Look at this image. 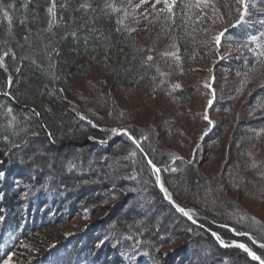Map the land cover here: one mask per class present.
<instances>
[{
  "label": "trees",
  "instance_id": "1",
  "mask_svg": "<svg viewBox=\"0 0 264 264\" xmlns=\"http://www.w3.org/2000/svg\"><path fill=\"white\" fill-rule=\"evenodd\" d=\"M196 2L197 0H176L171 16H167L163 23L161 19L154 20L153 23L143 20L127 26L123 23L122 11L114 9L115 6L120 8L121 0H116L115 6L113 0H63L62 17L59 22L52 19L47 11L48 0H0V174L7 176L8 173H12L17 183H28L31 179L36 183V188H42L49 182V187L57 188L59 193L64 191L69 195L73 194L72 191L76 187L81 188L82 192L87 190L88 194L84 193L85 197L81 200L74 190V202L82 204L87 216L93 218L101 219L108 210L107 205L104 206L105 203L101 200L109 202L114 195H120L127 204L135 198L138 204H143L140 212L147 213L150 221H156L158 217H153L156 205L157 208L162 206L187 227L199 231L198 237H190L191 235L181 237L182 235L177 233L178 235L174 234V237L154 239L151 238L152 233L147 235L144 229L137 227V222L128 221L130 220L128 216L123 218L119 213L118 216L113 215L119 210L114 211L112 216L109 215L105 219V224L99 223L98 229L101 231L107 229L116 240L129 237L136 248L142 254H148L147 256H155L158 253L160 255L168 247L179 246L195 257L200 249L198 246L200 242L199 244H205L201 248L206 251L205 254L211 252L209 249L211 247L216 258L223 260L218 261V264H224L222 263L224 261L229 264L234 262L259 264L238 248H224L218 244L212 232L228 245L234 242L247 245L264 259V247H261L264 245V223L235 202L231 195L235 189L246 194L247 199L255 201L256 198H264V161L261 160L255 168L247 163L246 160L249 159L244 158L248 155V147L252 146L256 133L261 132V136L264 137V115L244 124V128L234 136L236 139L230 140L226 146L222 138L226 136L228 126L223 124L219 136L220 141L222 140L220 152L225 150L226 157L218 172L211 174L203 171L204 165L195 157L196 162L194 160L188 165H176L174 168L180 169L177 174L166 173L164 185L172 200L185 209L192 219L204 225L208 229L205 231L189 222L187 217L166 201L157 182L158 175L151 166L155 165L160 171L164 168L167 170L176 164L177 158H182L175 147L178 144L173 136L177 133L174 131L173 134L172 127L163 124L150 129L140 126L133 122L134 117L116 109L106 91L99 92V89L94 87L90 90L89 96H84L85 93H81L82 89H79V85L87 83L90 77L93 81L88 82V85L95 86L93 82L96 81L108 83L111 93L131 96L139 95L143 91L150 94L152 92L154 95L161 92L163 96L171 93L172 91L168 90L169 85L163 82L155 68L146 64L148 39L139 32L140 29L150 26L152 31L148 34L149 37L154 36L157 31L156 36L159 35L162 40L170 39L172 44L179 48L184 67L191 72L192 66H198L208 60L205 50L206 29L211 22L209 16L203 15L199 7L195 6ZM188 4H192L193 7H186ZM15 11L19 22L12 24L10 19ZM240 46L244 59L236 69V75L242 79L237 82L236 91L244 94L248 85L264 77V60L259 56L253 43L245 42ZM8 69H12L13 74ZM9 78L11 86L8 85ZM90 93L97 96V99ZM193 94L192 88L183 87L182 90L173 93L171 98L181 105L184 103L191 112L194 109L191 102ZM75 96L82 101L74 100ZM150 96L153 98L152 94ZM63 97L74 102L67 104ZM250 97L244 107L258 113L261 109L264 110V86L254 90ZM209 101H207L209 111L218 109L223 113L234 111L232 109L236 104L234 100L224 99L218 100V104L213 101L209 107ZM69 104L74 110L66 107ZM190 116L191 120L193 115ZM114 128L118 130V134H112L110 137L105 134ZM216 128L215 125L214 129ZM119 130H127L137 143H133L128 136H122L128 141V145L122 147V153L116 157L117 174H109L106 167H103L106 165L103 160L108 147L106 142L112 137L117 138ZM92 134L99 138L108 137L107 141L100 140L106 144L94 145V149L102 152L101 158L100 156L93 158L92 154L60 156V153H57V146H54L79 143ZM38 138L43 139L51 150L46 151V155H43L45 151L42 153L43 144L36 145ZM257 158L260 159L258 156ZM128 172L135 173L133 175L135 181L144 180L146 184L143 185L141 182L139 185L137 183L130 185L123 182L122 178L126 180L125 175ZM29 174L32 175L31 178ZM102 179L105 183L101 182V185L99 184L101 188L97 187L99 185L96 184ZM149 182L154 183L149 185ZM89 184L95 185L100 192L92 197L88 191L92 188L87 187ZM115 184H119L118 191L113 188ZM103 190L108 191L107 197L104 196ZM17 193L16 189L15 195L11 198L4 197V200L1 198L3 201L0 200V204L6 201V207H11V210L13 207L17 208L19 202ZM147 196L150 200L151 198L156 200L154 204ZM139 199H142L140 200L142 203ZM49 225L35 229L25 224L24 227L17 226L15 221H10L2 225L0 241L10 240L21 234L22 237L17 240L13 250L15 255L19 252L16 264H53L60 258V253L67 250L65 245L70 243L52 245L61 243L65 238L62 236V223ZM88 228L84 234H80L85 238L86 244L83 247H86V254L84 251L81 253L69 251L67 258L71 264L72 261L74 264L95 262L92 255L94 247L92 245V249L89 250L87 246L90 242L87 240ZM159 234L164 236L161 232ZM26 241H30V245L23 246ZM94 243L95 241L92 244ZM68 248L71 247L68 245ZM30 257L32 259H29ZM208 260L216 263L213 257ZM212 262L210 263L213 264Z\"/></svg>",
  "mask_w": 264,
  "mask_h": 264
},
{
  "label": "rangeland",
  "instance_id": "2",
  "mask_svg": "<svg viewBox=\"0 0 264 264\" xmlns=\"http://www.w3.org/2000/svg\"><path fill=\"white\" fill-rule=\"evenodd\" d=\"M232 1L234 4H232ZM115 2L116 0H113L114 6L116 4ZM169 2H171V0H169ZM247 2V14L244 17V20L240 23H237L240 18V12L237 9H243L241 5L237 4L236 0H207L206 5L204 3L200 4L199 9L202 11L203 15L207 14L211 20L209 26L206 29L207 49L205 50L208 54V60L198 66H192L191 72H189L188 69L184 67V60L180 50L176 45L172 44L170 39L168 40L165 38V40H162V37L159 35L156 36L157 31L154 36L149 37L148 34H150L152 31L150 26L140 29L139 33H143V37L148 39L146 40L147 46L145 62L152 68H155L159 74V77L163 79V82L167 83V86L169 85L168 90L170 89V91H172L171 93H167L163 96L161 92H158L157 94L155 91V95L151 92L153 98H151V94L148 91H143L139 95L132 96L113 92L111 93V87L108 85V83H101L102 81L97 83L96 81V83L93 82L95 86L88 85V82L93 81L90 80V77H88L89 80L87 83L84 82L83 84L79 85V89H82L81 93H85L83 94L84 96H89L88 94L90 90L94 87L99 89V92L106 91L110 95V100L114 103L116 109L124 114L127 113L130 115V117H134L133 122L138 123L140 126L150 129L159 127L163 124V126L172 127L173 134L174 131L177 133V135L173 136V139L178 144L175 145V147H177L176 149L179 150L182 158H177L175 165L170 166L167 170L164 168V170H162L163 172L160 171V173L157 174L159 179L162 178L164 189H166V187L164 185L163 178L167 176L166 173L173 172L177 174L180 169H175L174 167L176 165H188L195 160V157L197 160L199 158L201 160V164L204 165L202 166L203 171L209 172L211 174L213 172H218L222 163H224V157H226L225 150L220 152V148L222 147L220 143H222V140L226 146L230 140L236 139L234 136L238 133V131H241L242 128H244V124L263 117L264 115L263 109H261V111L258 113L257 111L253 112L251 109L244 107L245 102L250 100V96L254 90L260 89L264 86V77L254 81L250 84V86L248 85V89L244 94H239L236 91L237 82L242 80L238 75H236V69H238L240 63H243L244 59L243 53L240 50V45L244 44L245 42L253 43L259 56L264 60V0H247ZM53 4L54 15H50L52 19L59 22L61 21L62 17L61 11L63 8V0H48V8L53 7ZM119 7L120 8L115 6L114 9L116 11H122L123 23H125L127 26L128 24L130 25L131 23H137L139 21L141 22L143 20H149L153 23L154 20L161 19V23H163L164 19H166L167 16L170 17L172 13V11L169 12L166 9L163 2L156 3V0H146L144 3H142L141 0H123V2L121 0ZM10 21L12 24H17L19 22L16 11L14 15L11 16ZM239 24L240 27L238 26L237 29V25ZM221 32H224V36L221 38L220 45L217 46L215 37ZM253 37H255V40L252 39ZM149 57H151V59H148ZM8 71L13 74L12 69H8ZM183 87L192 88L194 90V94L191 97V102L194 109L191 112H189L188 108H186L187 106L184 105V103L181 105L180 102H176L171 98L173 93L182 90ZM5 95L10 96L9 94ZM91 95L92 97L94 96L93 94ZM94 97L96 98L97 96ZM63 98L67 104L74 102L70 98ZM78 99L79 98H76V96L74 97V100L77 102L82 101L81 99ZM214 99L216 100L214 101ZM224 99L229 101L234 100L236 102L234 108L232 109L234 111L230 113H223L219 112L218 109L211 111L207 109L208 100H212L218 104V100L224 101ZM83 101L85 100L83 99ZM66 107L69 110H74V107H72L70 104ZM114 113L115 112L113 111V114ZM205 113H207L209 119L212 120V125H209L204 119ZM190 115H193L191 120ZM223 124L227 125L228 127L226 129V136L220 141V130ZM215 125L217 127L216 129H214ZM106 132L107 133L105 134H107L109 137L113 134L110 130ZM205 133L207 134L205 135ZM122 136L128 135L119 133L117 138L112 137L109 139L110 141H107L108 137L106 138V136L99 138L92 134L89 135L84 141L79 143L73 142L68 145L54 144V146H57V153H60V156L67 154L77 156L92 154L91 156L93 158H98L99 156L101 158L102 152L94 149V145L107 143L108 147L106 148L104 154L106 157L103 159L105 160L104 162L106 165H103V167H106L105 169H107L109 174H117L118 165L116 164V157L122 153V150L124 147H126V144L128 145V141L124 140V137ZM100 140H105L107 142H100ZM43 141V139L38 138L36 145L43 144L41 147L42 153L45 151L43 155H46V151L51 150L47 147V143L45 142V144ZM117 145L120 146L116 147ZM77 147H79V149H77ZM139 155L141 157L142 154L140 153ZM257 156L260 159H258ZM244 158L249 159L246 160L247 163H249L251 167H254L253 165H255V168H257V164H259L261 160L264 161V137L261 136V132L256 133L252 146L248 147V155H245ZM194 162H196V160ZM172 169H175V171ZM56 171H58V169H56ZM29 175V178H31L32 175ZM133 175H135V173L128 172V174L125 175L126 180L122 178V181H125L126 183L128 182L130 185H135L136 183L139 185L141 182L143 185L146 184L144 180L141 182L138 180L135 181L133 179ZM108 180L109 179H107V181ZM28 181V183H17L15 178L12 176V173H8L7 176L6 174H0V200L3 201L4 197L11 198L13 195H15L16 189L19 196L17 208L13 207L11 210V207H6V201L0 204V225L2 223V225H6V223L10 221H15L17 226L22 225L24 227L25 224L30 228L34 227L36 229V227L40 228V226H48L51 223L52 225L62 223V236L65 239H63L61 243H52V245H63L64 243L67 244V242L70 244L65 245L67 250L61 252L59 255L60 258H58L57 262H54L53 264H71V261L67 258L69 251H76L77 253L84 251L86 254V247H83L86 244L85 238L80 234H84L88 227H90V229L88 228L89 230L87 240L90 242L87 244V246L89 250L92 249V245L94 247L92 252L94 258L93 261H95L92 262L94 264H211L210 262L212 261L208 260L210 257H213V259H215L214 261H216V263L212 262L213 264H218V261H223L221 258H219L220 260L216 258L217 256H215L216 254L214 253L213 248L210 246L208 247H210L209 249L211 252H207L205 254L206 251L201 250L205 244H199L200 242H198L200 249L198 250L196 254L197 256L195 257L188 252L186 253L185 250L180 249L179 246L168 247L167 249L163 250V254L160 255L158 253V255L153 254L155 256H147L148 254H142L136 248L134 242L129 237H122L116 240L113 234H109L107 229H104L103 231L98 229L100 222H104L105 224V219L109 215L113 214L114 211L119 210L113 215H117L119 213V216L121 215L123 218H127L128 216V219H130L128 221L133 220L137 222V227L144 229L147 235L152 233L151 238L160 240L161 237H174V234L178 235L177 233L182 235L181 237H189L190 235V237H198V230L187 227L179 218L173 214L171 215V212L165 211L166 208L164 209L159 203L158 207H160L157 208L156 205V208H154L153 212V217H158L156 218V221H150V219H148L146 216L147 213L144 211L140 212V207L143 208V204H138L136 198L132 199L133 201L131 200V202L128 204L124 200V202H126L125 204L123 202V196L120 197V195H114V197H112L109 202L106 200H101L105 203L104 206L107 205L106 209L108 210L105 211L106 213L103 215V217H101V219H97L87 216L88 214L83 210L81 206L82 204H77L74 202V190L77 191L76 195L78 194V196H80L79 200L85 197L84 193H86V195L88 194L87 190L82 192L81 188L76 187L72 191L73 194L69 195L64 191L59 193L57 188L53 189L52 187H49V182L42 188H36L35 182L31 181V179ZM56 181L58 180H55V182ZM101 182L105 183V180L102 179L96 185H99ZM152 183L149 182L148 184L150 185ZM167 184L170 185L169 181H167ZM100 185L97 187H100ZM87 187L92 188L91 190H88L90 191L89 194L92 197L97 194V192H100L97 191L98 188L95 185L93 186V184H89ZM113 188L118 191L117 189L119 188V184L113 185ZM138 188H140V186ZM166 191L171 197V194L167 189ZM102 192L105 193L104 196L106 197L109 195L108 191L103 190ZM164 193L163 195H165ZM120 194L122 195V193ZM231 195L235 202H237L241 207L248 209L250 213L260 218L264 223V198H256L255 201L254 199H247L246 194L236 191L235 189ZM1 198H3V200ZM49 199H52V201L50 202ZM165 199L168 203L173 202L178 205L172 200V197L170 200L167 198ZM140 200L142 199H139V202L142 203ZM259 200L263 202H259ZM151 201L154 204V201L156 200L151 198L150 202ZM67 206L68 208L72 207L73 209L68 210ZM178 206L181 207L180 205ZM174 208L177 209L175 206ZM183 216L186 217L184 214ZM188 216L191 217L190 214ZM187 220L193 223L195 226L199 228L201 227L205 231L208 230L204 225H201L192 219V217L191 220ZM2 225L0 226V230ZM159 232H161V235L164 236H159ZM213 236L221 246L223 244L229 247L233 246V244L228 245L227 243H221V240L217 239V237H219L217 234ZM20 237H22L21 234H18L16 239L19 240ZM170 240L171 238L169 241ZM94 241L95 243L92 244ZM27 245H30V241H26V243L23 244V246ZM68 245L71 248H68ZM13 250L14 247H10L8 245L0 250V264H16V259H18L17 255L19 252H17L15 255L13 254ZM29 259L32 258L30 257ZM74 263L75 262L72 261V264ZM222 263L229 264V262L225 261Z\"/></svg>",
  "mask_w": 264,
  "mask_h": 264
},
{
  "label": "snow or ice",
  "instance_id": "3",
  "mask_svg": "<svg viewBox=\"0 0 264 264\" xmlns=\"http://www.w3.org/2000/svg\"><path fill=\"white\" fill-rule=\"evenodd\" d=\"M141 2L144 3V2H146V0H141ZM161 2H163V4L165 5L166 9L169 12L172 11L173 6L176 4V0H171V2H169V0H156V3H161ZM236 2H237V4L241 5L242 6V9H243V10H241L239 8L237 9L240 12V18L237 21V23H240V22H242L244 20V17L247 14L248 2H247V0H236ZM201 3H204L206 5L207 4V0H197V3H196L195 6L196 7H199ZM9 7H11V5H9ZM153 7H154V5H153ZM186 7H193V5L192 4H188V5H186ZM47 11L50 14H53L54 15V4H53V7L48 8ZM223 36H224V32H221V33H219V35H217L215 37V41H216L217 46L220 45L221 38ZM252 39L255 40V37H253ZM148 59H151V57H149ZM8 85L11 86V78H9V80H8ZM208 104H209V107H210L211 104H212V101L210 100L208 102ZM9 112H11V109H9ZM81 119H84V117H81ZM204 119L208 122L209 125H212L213 122H212L211 119H209L207 113H205ZM111 132L113 134H118V130L115 129V128L114 129H111ZM119 132L122 133V134H124V135H128V138L130 140H132L133 143H137V141L127 132V130H119ZM206 134L207 133H205V135ZM137 146H139V145H137ZM133 155H135V153H133ZM149 163H151V161H149ZM253 166L255 167V165H253ZM153 170L155 172H157V173L160 171L158 168L155 167V165H153ZM172 170L175 171V169H172ZM157 182H159V176H157ZM161 191L165 192V196H166L167 199H169V200L171 199V197L167 194L166 189L163 188V185H161ZM178 210L180 212L184 213V215H186V216L189 215L188 212H186L183 208H179L178 207ZM189 218L191 219L190 216H189ZM241 234H243V233H241ZM213 235H216V234L213 233ZM217 239L219 240V237H217ZM221 243H223V242L221 241ZM236 246L239 247V248H241V249H243L249 256L252 257L253 260H258L260 262V264H264V259H261L260 257H258L254 252L250 251L247 247H245V245H243V244H237ZM261 247H264V245H261Z\"/></svg>",
  "mask_w": 264,
  "mask_h": 264
},
{
  "label": "water",
  "instance_id": "4",
  "mask_svg": "<svg viewBox=\"0 0 264 264\" xmlns=\"http://www.w3.org/2000/svg\"><path fill=\"white\" fill-rule=\"evenodd\" d=\"M159 173V172H158ZM161 180H162V178H161ZM164 193V192H163ZM165 194V193H164ZM169 201V200H168ZM170 203H172L177 209H178V205H176L175 203H173V202H170ZM178 206V207H177ZM179 208H181V207H179ZM186 211V210H185ZM187 212V211H186ZM184 214V213H183ZM186 216V215H185ZM187 218H189V216L187 215L186 216ZM190 219V218H189ZM191 220V219H190ZM224 247H229V246H227V245H224ZM230 247H237L236 245H234V246H230ZM246 247V246H245ZM237 248H239V247H237ZM248 248V247H247ZM239 249H241V248H239ZM249 250H250V248H248ZM243 252H245L243 249H241ZM251 251V250H250ZM253 252V251H252ZM246 253V252H245ZM257 255V254H256ZM258 256V255H257ZM250 257V259H252V257L251 256H249ZM259 257V256H258ZM253 260V259H252ZM253 261H255V262H257V263H259L260 264V262L258 261V260H253Z\"/></svg>",
  "mask_w": 264,
  "mask_h": 264
},
{
  "label": "bare ground",
  "instance_id": "5",
  "mask_svg": "<svg viewBox=\"0 0 264 264\" xmlns=\"http://www.w3.org/2000/svg\"><path fill=\"white\" fill-rule=\"evenodd\" d=\"M164 179V178H163ZM189 219V218H188ZM220 240V239H219ZM246 246V245H245ZM246 247H248V246H246ZM249 248V247H248ZM239 249V248H238ZM241 250V249H240Z\"/></svg>",
  "mask_w": 264,
  "mask_h": 264
}]
</instances>
